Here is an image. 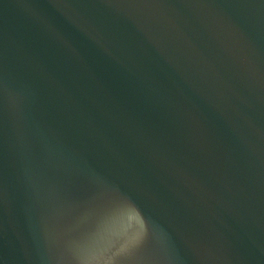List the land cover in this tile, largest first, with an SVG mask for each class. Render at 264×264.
Masks as SVG:
<instances>
[{"label": "water", "instance_id": "1", "mask_svg": "<svg viewBox=\"0 0 264 264\" xmlns=\"http://www.w3.org/2000/svg\"><path fill=\"white\" fill-rule=\"evenodd\" d=\"M0 264H264V0H0Z\"/></svg>", "mask_w": 264, "mask_h": 264}, {"label": "snow or ice", "instance_id": "2", "mask_svg": "<svg viewBox=\"0 0 264 264\" xmlns=\"http://www.w3.org/2000/svg\"><path fill=\"white\" fill-rule=\"evenodd\" d=\"M144 244H145L144 240L138 241L136 244L132 246L131 249H129V251H135L136 249L142 248Z\"/></svg>", "mask_w": 264, "mask_h": 264}]
</instances>
